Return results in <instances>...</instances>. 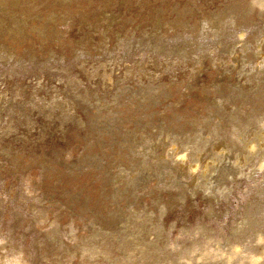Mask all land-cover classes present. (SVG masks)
<instances>
[{"label": "rangeland", "instance_id": "rangeland-1", "mask_svg": "<svg viewBox=\"0 0 264 264\" xmlns=\"http://www.w3.org/2000/svg\"><path fill=\"white\" fill-rule=\"evenodd\" d=\"M227 6L251 12L213 34ZM261 35L258 0H0V264H190L209 241L238 247L228 264L261 253L259 154L195 183L220 146L243 157L234 124L264 128V74L239 71L260 65L243 55ZM183 143L202 146L193 171Z\"/></svg>", "mask_w": 264, "mask_h": 264}, {"label": "bare ground", "instance_id": "bare-ground-1", "mask_svg": "<svg viewBox=\"0 0 264 264\" xmlns=\"http://www.w3.org/2000/svg\"><path fill=\"white\" fill-rule=\"evenodd\" d=\"M255 1V0H254ZM259 2H264V0H258ZM257 2V0H256ZM237 4V3H235ZM234 5V4H233ZM236 6V5H234ZM249 7V6H248ZM236 9V8H235ZM239 9V8H238ZM234 10L230 14L231 6H227L222 13H225L229 11L228 15H224L222 13L219 14H212L210 20H207L209 30L214 29L213 34H218L217 30L218 27L221 24L225 25H239V20L242 19L243 21L241 23H246L247 15L249 12H251V7L246 8V9H240V10ZM227 16V17H226ZM205 22V21H204ZM203 24V23H202ZM217 24V25H214ZM214 25V26H213ZM205 26H201L202 31L204 30ZM241 35H243V31L240 32ZM250 42V41H249ZM257 42V51L253 54H244L243 58H247L250 55L255 56L258 59L259 66L254 67L253 71H250L248 69H241L239 71L240 74L245 75L246 77H253L257 78L259 75L264 74V35H261L260 38L256 39ZM251 43V42H250ZM246 60H243L242 65H245ZM226 72H230V69L227 68L225 69ZM252 79V78H251ZM248 80V79H247ZM228 86H231L232 90L234 88L238 87V83H229ZM240 87V86H239ZM252 88V87H251ZM163 89V88H162ZM152 92L157 91L156 88H150L149 89ZM231 90V91H232ZM241 91L239 88L238 93ZM164 92V90H162ZM166 93V91H165ZM220 93V92H219ZM225 96V95H224ZM221 97V96H220ZM221 99V98H220ZM215 104V103H214ZM235 105V104H234ZM218 108L221 106L218 105ZM234 132L231 133V135L236 136V138L242 142V148H243V157H240V153L234 157H228L226 156V153L229 151L227 147L220 146V150L222 152L216 153L215 156L210 158V162L200 166L199 168L201 169V175L200 177L197 178L195 181L196 184H199L203 188L209 190H212L213 188L218 187L219 183V178H222L223 184L228 182L229 179L233 178L232 171L235 169V167L242 166L243 162H248L251 158H253V155L258 153L260 156V166L262 167L264 165V128L260 129L258 132L254 133V136L245 138L243 134V130L240 128L237 129V126L234 124L233 126ZM217 136L218 132H215ZM176 134H172L171 131L167 133V137L169 136H175ZM195 138L197 139H202L204 140L203 137V128H200L198 132L195 135ZM183 146L186 149L193 148L196 151V156L194 159H192V163L189 166L190 171L195 170L198 168L199 165V156L202 150V146L198 147L196 146L195 148L193 146H189L187 143H183ZM174 143L171 144V149H173ZM238 152V151H235ZM186 154H183L181 158H185ZM215 173V174H214ZM187 174V173H185ZM213 176V177H212ZM201 179V181H199ZM173 184L176 187H182L187 185V179L184 175H181L173 180ZM260 241L263 243V251L261 253H254V254H246L240 257L238 260L237 264H259L258 260L262 257H264V238H261ZM210 242V241H209ZM207 242L205 246L199 247L198 245H195L193 247V250L189 249V251L192 252V254L196 257L194 262H191L189 259L187 261H190V264H207L205 263L207 261V258L209 255H212L211 258L212 260L209 261L210 264H228L233 260L234 257H237L238 254H240L241 251H239L238 247L235 245L230 251H224L221 249V245L219 243L212 244L213 249H211V246ZM141 251L143 252L144 248H140ZM189 257V256H188ZM187 257V258H188ZM191 259V258H190Z\"/></svg>", "mask_w": 264, "mask_h": 264}]
</instances>
